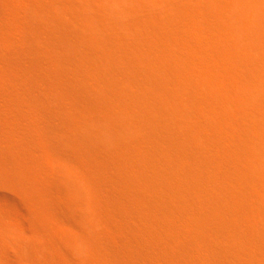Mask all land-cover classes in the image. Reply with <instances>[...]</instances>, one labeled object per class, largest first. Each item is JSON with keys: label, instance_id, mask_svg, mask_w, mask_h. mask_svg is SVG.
Instances as JSON below:
<instances>
[{"label": "bare ground", "instance_id": "6f19581e", "mask_svg": "<svg viewBox=\"0 0 264 264\" xmlns=\"http://www.w3.org/2000/svg\"><path fill=\"white\" fill-rule=\"evenodd\" d=\"M0 264H264V0H0Z\"/></svg>", "mask_w": 264, "mask_h": 264}, {"label": "rangeland", "instance_id": "374dc122", "mask_svg": "<svg viewBox=\"0 0 264 264\" xmlns=\"http://www.w3.org/2000/svg\"><path fill=\"white\" fill-rule=\"evenodd\" d=\"M120 29H123V30H128V28L126 27V25H119ZM142 27L148 29V25H143Z\"/></svg>", "mask_w": 264, "mask_h": 264}]
</instances>
